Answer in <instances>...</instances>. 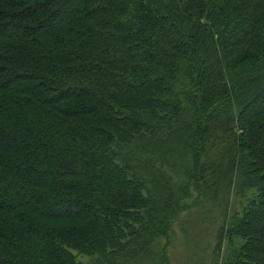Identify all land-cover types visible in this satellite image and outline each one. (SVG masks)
Returning a JSON list of instances; mask_svg holds the SVG:
<instances>
[{"label": "trees", "instance_id": "obj_1", "mask_svg": "<svg viewBox=\"0 0 264 264\" xmlns=\"http://www.w3.org/2000/svg\"><path fill=\"white\" fill-rule=\"evenodd\" d=\"M232 187L264 264V0H0V264H168Z\"/></svg>", "mask_w": 264, "mask_h": 264}, {"label": "rangeland", "instance_id": "obj_2", "mask_svg": "<svg viewBox=\"0 0 264 264\" xmlns=\"http://www.w3.org/2000/svg\"><path fill=\"white\" fill-rule=\"evenodd\" d=\"M172 182L177 186L184 184L181 177ZM253 195V189L238 190L232 187L222 191L217 200L208 195L198 203L195 201L191 209L181 212L171 226L166 250L168 264H227L230 260L238 259L237 255L244 248L246 239L230 236L227 231L240 218L243 207ZM195 197L194 192L187 193L182 203L191 204ZM221 234L222 243L217 248ZM164 244L163 239L155 243L157 259L152 263H160L159 255ZM77 260L82 264L91 262L90 258L83 256H77Z\"/></svg>", "mask_w": 264, "mask_h": 264}]
</instances>
